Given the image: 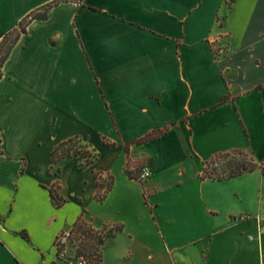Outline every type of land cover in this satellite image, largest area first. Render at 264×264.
<instances>
[{"label":"crops","instance_id":"0c3cea01","mask_svg":"<svg viewBox=\"0 0 264 264\" xmlns=\"http://www.w3.org/2000/svg\"><path fill=\"white\" fill-rule=\"evenodd\" d=\"M54 1L0 0V41ZM75 136L98 159L52 174ZM236 151L258 166L203 175ZM130 159L152 171L145 188ZM99 173L115 177L103 202ZM84 211L123 228L104 264H264V0H67L30 22L0 79V264H66L58 238Z\"/></svg>","mask_w":264,"mask_h":264},{"label":"trees","instance_id":"16d2710c","mask_svg":"<svg viewBox=\"0 0 264 264\" xmlns=\"http://www.w3.org/2000/svg\"><path fill=\"white\" fill-rule=\"evenodd\" d=\"M67 0H55L54 2L42 7L39 10H36L25 17L20 26L5 35V37L0 41V79L3 76V66L6 60L8 59L12 49L19 41L22 34L26 33L28 30V25L34 19H46L48 17V13L50 9L57 5L60 2H64ZM227 97H224L223 100H226ZM167 128L155 130L145 137L135 140L132 143L135 144H143L155 137L162 135L166 132ZM104 144L106 147L114 146V143L109 141L107 138L104 137ZM129 144L125 145L126 151L129 153ZM237 152H244V151H237ZM228 154V153H226ZM100 153L93 148L90 144L86 143L84 139L80 136L71 137L63 142H61L57 147L54 149L52 154V165L50 167V172L52 174L58 175L61 172V167L59 166V162L63 159H70L73 157L78 158L79 160V168L81 170L86 169L91 164L98 159ZM222 155L218 154L215 157ZM214 158V157H213ZM212 158V159H213ZM208 162L206 163L207 166ZM132 161L131 159L128 162L126 167V174L133 179L139 180V176L143 171V166L136 167L135 171L131 169ZM258 165L254 162L251 166L241 165V167L236 171H230L229 174L223 176L218 179H225V178H233L239 175L244 174L245 172L254 170ZM205 176V175H204ZM103 179V173L98 174V181H97V193L96 199L100 202H103L110 191L112 190L115 177L112 175L107 176V180L105 182H101ZM141 182V181H140ZM142 183V182H141ZM145 188V184L142 183ZM61 186L59 184L53 185L49 191L51 198L54 204L58 207L62 206L66 199L61 193ZM146 193V200H148L147 192ZM86 211L82 213V215L78 218V220L73 225L71 231L78 235L77 239L79 240V244L76 250V257L77 258H84L86 260V264H104L103 262V245L105 242L123 230L122 226L120 225H113L109 227V225H105L102 229H96L90 222H88L84 214ZM24 237H28L26 233H23ZM58 244V241H57ZM58 255L61 256L62 250L58 245Z\"/></svg>","mask_w":264,"mask_h":264},{"label":"rangeland","instance_id":"374dc122","mask_svg":"<svg viewBox=\"0 0 264 264\" xmlns=\"http://www.w3.org/2000/svg\"><path fill=\"white\" fill-rule=\"evenodd\" d=\"M253 160H254L253 156H251L246 151L244 152L236 151L228 154H222L208 161V164L205 167L203 175L210 176L213 178H221L229 174L230 171L238 170L243 164L246 166H251L253 164ZM138 166H143L144 168L147 167L145 161L137 163L135 165V168ZM135 170L136 169H134V171ZM111 226L113 225H109V227ZM68 232L70 233V236L67 238V240L64 242L63 240L64 235H62L57 244L61 249H63L60 258L64 260L66 264H79L80 258L76 257V250L79 244V240L77 239L78 235L76 233H73L71 230H69Z\"/></svg>","mask_w":264,"mask_h":264},{"label":"built area","instance_id":"2783aa9c","mask_svg":"<svg viewBox=\"0 0 264 264\" xmlns=\"http://www.w3.org/2000/svg\"><path fill=\"white\" fill-rule=\"evenodd\" d=\"M151 176H152V171L150 170V168L145 167L143 169V171L141 172L139 179L142 183L145 184L150 179ZM260 221H261L260 231L264 232V214L260 216ZM62 235H64L63 240L65 242L67 240V238L70 236V233L66 232V233H63ZM60 237L58 238V241H59ZM79 264H86V260L83 257L80 258Z\"/></svg>","mask_w":264,"mask_h":264}]
</instances>
